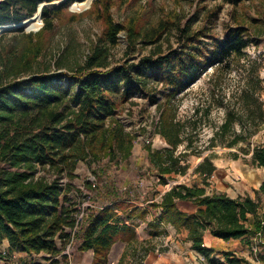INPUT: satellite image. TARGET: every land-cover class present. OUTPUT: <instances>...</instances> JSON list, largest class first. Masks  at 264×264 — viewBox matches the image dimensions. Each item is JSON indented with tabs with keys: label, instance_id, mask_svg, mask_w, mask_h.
I'll list each match as a JSON object with an SVG mask.
<instances>
[{
	"label": "trees",
	"instance_id": "obj_1",
	"mask_svg": "<svg viewBox=\"0 0 264 264\" xmlns=\"http://www.w3.org/2000/svg\"><path fill=\"white\" fill-rule=\"evenodd\" d=\"M82 1L64 0L56 5L51 3L57 0H0V31L18 25L16 29L3 30L0 36V244L9 241L7 255L44 254L50 264H63L68 262L63 251L80 237L79 249L94 252L92 264H108L112 247L122 240L126 247L117 264H146L155 246L148 239L139 240L134 225L127 222L134 217L144 218L146 211L137 216L132 209L127 221L122 220L115 209L122 207L123 202L116 199L98 208L88 207V212L79 218L77 202L70 197L78 164L116 154L129 158L135 137L125 130L117 116L123 105L132 102L137 93H143L152 104L158 103V133L170 146L163 151L148 149L152 164L160 171L161 183H168L165 175L185 173L182 156H176L175 151L185 142L190 147L192 141L184 137L185 125L177 120L179 95L209 68L218 71L231 64L240 65L243 59L251 64L245 52L252 42L249 27L237 20V25L230 27L222 39L202 48L195 44L204 32H193L190 26L177 24L170 15L169 20H132L128 25L116 24L109 16L84 66L74 74L59 72L60 63L55 71H37L39 57L47 51V36L53 32L57 18L70 5ZM109 1L105 0L107 7ZM224 1L239 5L255 0ZM42 3H46L41 11L43 28L36 34L26 32L21 25L24 21L36 14L32 26L41 22L38 10ZM123 29L127 31L129 50H137L138 43L155 45V49L138 61L112 65L110 50ZM174 30L190 45L180 53L174 50L163 54L162 42L159 43ZM11 32L16 34L9 40L6 35ZM256 70H251L253 75ZM161 81L170 92L158 102ZM262 82L259 76L247 80L239 94L240 110L229 107L225 101L221 103L226 107V117L218 131L233 133L229 147L245 140L249 124L258 129L263 123ZM236 123L241 126L240 132L234 129ZM249 152L252 163L264 168V140ZM215 168L206 157L196 170L206 180ZM40 171L54 178L38 175ZM64 177L69 178L66 185L62 182ZM94 185L93 181L88 183L91 189ZM207 186H172L160 201L152 202L155 209L161 210L158 222L177 231L188 230L193 248L209 264H253L229 251L223 253L227 263L215 257L214 251L205 245L204 236L209 231L226 241L248 240L253 234L263 238L264 214L260 210L264 180L256 190L257 198L210 193ZM181 202H192L197 209L192 213L184 211L179 206ZM153 225L150 224L159 229ZM161 229L156 235L165 232Z\"/></svg>",
	"mask_w": 264,
	"mask_h": 264
},
{
	"label": "rangeland",
	"instance_id": "obj_2",
	"mask_svg": "<svg viewBox=\"0 0 264 264\" xmlns=\"http://www.w3.org/2000/svg\"><path fill=\"white\" fill-rule=\"evenodd\" d=\"M57 1L51 4L58 5L64 0ZM84 1L73 3L59 15L53 32L47 36L49 44L46 53L39 57L37 71L45 68L55 71L60 63L62 68L58 70L59 72L74 74L84 66L93 44L103 34L109 16L116 24L128 25L132 20L139 22L161 17L167 19L170 15L173 20H177L175 21L177 24L181 22L183 26L188 25L193 32H204L195 44L202 48L211 47L222 39L230 27L237 25V20H241L249 27L252 42L245 52L247 59L252 60L251 64L243 59L240 65L231 64L218 71L216 68H209L201 79L179 95L177 120L185 125L184 137L192 141L190 147H186L185 142L175 151L176 156H182L181 164L185 166V173L177 171L165 175L168 183L166 185L161 183L160 171L152 164L148 149L150 147L153 151H163L170 146L158 133L160 119L158 103L152 104L143 93H137L132 102L123 105L117 116L125 130L135 137L129 158L123 159L121 154H116L101 161L86 160L78 164L77 176L72 181L74 190L70 197L77 202L79 218L88 212V207L98 208L116 199L123 202L122 207L115 209L122 220L127 221L128 212L132 209L136 210L137 216L145 210L144 218L134 217L127 222L134 225L139 240L148 239L151 245L155 246L153 253L155 257H160L166 254L170 246L165 244L163 235H156L160 234L159 229L151 227L150 224L158 212V209L152 206V202L159 201L162 192L180 183L190 186L208 184L207 192L210 193H226L234 198L247 195L258 197L256 190L264 180V168L252 163L251 153L248 151L264 140V121L258 129L255 125L249 124L245 140L232 147H229V142L233 133L229 131L221 134L218 130L226 117V107L221 103L225 101L229 107L240 110L241 89L247 80L254 76H259L263 81L260 97L264 103V0L245 1L239 5L224 0H110L108 7L105 0ZM40 18L41 22L36 26H32L34 19L26 21L25 31L35 34L39 32L44 26L41 15ZM12 27L3 30L16 29L18 25ZM2 33L0 32V36ZM14 34L16 32L8 33L7 39L10 40ZM117 36L118 42L110 50L109 59L112 65L127 60L138 61L143 55L150 54L155 49V45L138 43L137 50L131 51L127 31L123 29ZM161 42L163 54L174 50L180 53L185 46L190 45L176 30L171 35H165L159 44ZM253 68H257L254 75L251 71ZM161 87L162 93L158 96V102H162L164 96L170 92V88L163 86L162 81ZM234 129L240 132V124L236 123ZM206 157L210 158L216 168L213 176L205 180L204 175L196 168ZM38 175L54 178V175L44 171L38 172ZM90 181L96 185L94 189L88 187ZM62 182L66 185L69 178L64 177ZM260 214L262 216L264 214V196ZM161 232L167 233L165 227ZM173 238L176 244L179 242L185 253L194 251L199 254L193 248L192 242L181 232L179 235L176 232ZM80 243L81 238L77 237L68 244L63 251L68 256V262L63 264H92L94 252L82 251L79 249ZM2 245L3 243L0 249L4 250ZM125 247V241H117L109 253L108 264H117ZM217 249L219 253L221 251L220 257L226 263L222 252L228 250L236 252L235 256L246 258L253 264H264V237L255 234L248 240L240 239V242H219ZM45 256L40 254L16 257L4 252L0 253V264H50ZM203 262L209 264L204 258Z\"/></svg>",
	"mask_w": 264,
	"mask_h": 264
},
{
	"label": "crops",
	"instance_id": "obj_3",
	"mask_svg": "<svg viewBox=\"0 0 264 264\" xmlns=\"http://www.w3.org/2000/svg\"><path fill=\"white\" fill-rule=\"evenodd\" d=\"M165 192H162L160 194L159 201L161 200L162 195ZM150 201H152V200H150ZM179 206L182 210L187 211L189 213H192L197 209V207L192 202H181V203H179ZM160 212H161V210L158 209V212L156 213V216H155L156 219L154 218L152 220V223L154 224L153 226L157 225V227L159 229L165 227V229L167 230V233L162 234L163 235L162 237H163L165 244L170 246V249L168 251H166L165 255H161L160 257H155V254L153 253V251H151L149 253V255L147 256L146 264H205V262H203V258L200 254H198L194 251L192 253H189V254H188V252L185 253V250L180 247L179 242H177V244H176V241L173 238L176 235V232H178V235L181 232V234H183L188 240V234H189L188 230L177 231L171 225H165L161 222H158L157 217H159ZM233 241H239L240 242V239H231V240L226 241L224 239L217 238V237L213 236L209 231H207L205 233V236H204L205 245L214 251L215 257L220 258V259H222L220 257L221 251L219 253V250L217 249V243H219V242L231 243ZM2 246L4 247V250L0 249V253H4L8 250L9 241L4 240ZM226 251H228V250H226ZM234 254H236V252H234ZM18 255L20 257H22L23 255H28V254L22 253V252L14 254V256H16V257ZM222 255H223V252H222Z\"/></svg>",
	"mask_w": 264,
	"mask_h": 264
},
{
	"label": "water",
	"instance_id": "obj_4",
	"mask_svg": "<svg viewBox=\"0 0 264 264\" xmlns=\"http://www.w3.org/2000/svg\"><path fill=\"white\" fill-rule=\"evenodd\" d=\"M44 5H45L44 3L41 4V7H40V15H41V11H42V8H43ZM35 15H36V14H35ZM35 15H34L33 17L29 18L27 21H31V19H34ZM24 24H26V21H24L21 25H24ZM3 26H4V25H3ZM11 28H13V27H11ZM3 29H6V28L3 27L2 30H1L0 32H2ZM7 29H8V28H7Z\"/></svg>",
	"mask_w": 264,
	"mask_h": 264
},
{
	"label": "built area",
	"instance_id": "obj_5",
	"mask_svg": "<svg viewBox=\"0 0 264 264\" xmlns=\"http://www.w3.org/2000/svg\"><path fill=\"white\" fill-rule=\"evenodd\" d=\"M213 175H211V177H212ZM253 248H255V247H253Z\"/></svg>",
	"mask_w": 264,
	"mask_h": 264
}]
</instances>
